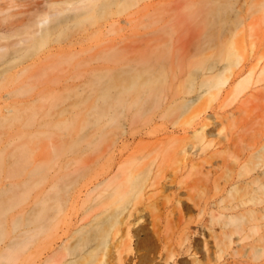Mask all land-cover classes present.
<instances>
[{
	"label": "rangeland",
	"instance_id": "374dc122",
	"mask_svg": "<svg viewBox=\"0 0 264 264\" xmlns=\"http://www.w3.org/2000/svg\"><path fill=\"white\" fill-rule=\"evenodd\" d=\"M207 2L0 0V119L9 116L0 123V145L10 130L17 133L14 149L0 152L3 161L11 158L0 168V184L29 179L26 196L40 193L65 154L52 149L54 142L65 131L71 142L82 138L79 152L64 147L63 156L75 164L53 193L56 201H49V228L22 248L16 264L115 263L104 243L112 242L140 188L151 182L161 188L148 214L165 205L177 210L180 194L206 169L202 158L217 157L223 175L227 145L241 143L247 126L264 122V0H239L215 39L205 22ZM39 14L51 16L45 31L35 24ZM96 81L115 97V116L100 119V129L87 121L97 106ZM84 132L91 135L83 138ZM189 157L199 163L186 164ZM38 166L39 175L28 178ZM97 177L112 182L85 191L71 222L65 200ZM118 187L123 194L113 197ZM103 203L109 210L100 215Z\"/></svg>",
	"mask_w": 264,
	"mask_h": 264
},
{
	"label": "bare ground",
	"instance_id": "6f19581e",
	"mask_svg": "<svg viewBox=\"0 0 264 264\" xmlns=\"http://www.w3.org/2000/svg\"><path fill=\"white\" fill-rule=\"evenodd\" d=\"M238 1L208 0L205 6L207 14L205 22L210 38L215 39L222 33L220 27L230 20V9ZM50 18L48 14L38 15L35 24L39 31L47 30L51 23ZM121 23L130 25L131 21L123 20ZM117 24L118 21H113L111 26ZM93 88L97 106L87 121L88 124L100 129V119L107 118L108 121H112L115 116L112 113V102L115 97L107 95L105 87H101L99 81L94 83ZM91 97L87 95L83 101ZM34 101L35 99L32 102L30 100L29 103ZM19 104L28 105L27 102L17 103ZM13 111V108H7V113ZM61 112L71 114L67 108H63ZM8 117L4 115L0 119L1 125L6 124ZM133 121L134 116L130 118V125ZM122 128L127 129L124 126ZM15 132L13 129L10 130L8 140L0 145V152L11 147L14 149L17 137ZM89 135L90 132H84L82 137L87 138ZM71 139L70 132H62L60 144L54 142L60 147L51 145L53 147L51 148L54 151L61 149L60 153L62 151L65 153H62L63 155H67L68 151H72L73 154L82 149L80 145L82 138L72 140L73 142ZM68 144L73 146L67 151L64 147ZM227 149L231 153L227 172L223 175L218 173L216 166H219L220 160L217 157L202 158L200 163L205 164L206 169L197 174L194 183L184 194H180L177 210L165 205L157 214H148V210L155 204L156 192L161 188L155 182L140 188L136 202L123 209L126 212L123 219L116 223L117 232L112 242L110 243L109 238L105 240L106 249L110 247L114 255L112 256L114 260L110 257L112 262H115L112 264H264V122L247 126L241 143L231 142ZM63 155L55 164L54 173L46 180L47 188L36 195L28 197L29 193L27 196L25 194L27 188L31 186L29 179L21 185L1 181L0 263L14 264L22 248L49 228L54 211V205L49 201H56L53 193L61 190L60 181L64 178V173L70 172L75 164L72 157L65 158ZM0 160V168L11 164V158L7 160L8 163ZM226 162L224 159L223 164ZM189 163L196 165L199 162L189 157L186 164ZM40 169L41 166L34 167L28 178L38 176L39 172L36 170ZM121 176L122 171L113 179L119 180ZM97 180H99L97 183L91 181L83 187L84 190L75 191L65 200L71 207L72 213L67 215L71 217V222L73 211L82 200V194L85 191L88 194L99 190V187L103 188V185L111 181L106 178L100 180L99 177ZM91 184H94V188H91ZM149 188L153 189L148 192ZM58 193L56 195H59ZM122 194L121 187H118L112 196ZM108 210L103 203L100 215L108 213ZM70 226L62 229L61 236L68 234ZM121 233L127 240L120 237ZM131 242L134 243V247L131 246Z\"/></svg>",
	"mask_w": 264,
	"mask_h": 264
}]
</instances>
